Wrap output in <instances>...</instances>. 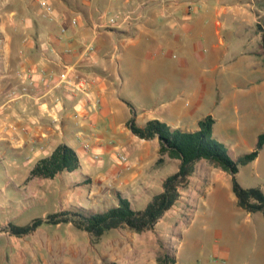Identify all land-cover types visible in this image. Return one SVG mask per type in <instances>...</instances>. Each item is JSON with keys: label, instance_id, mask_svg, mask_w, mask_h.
I'll return each mask as SVG.
<instances>
[{"label": "crops", "instance_id": "crops-1", "mask_svg": "<svg viewBox=\"0 0 264 264\" xmlns=\"http://www.w3.org/2000/svg\"><path fill=\"white\" fill-rule=\"evenodd\" d=\"M37 1L0 0L1 215H17L25 209L20 208L19 200L24 193H40L36 185L43 187L44 194L49 192L51 183L67 177L93 184L98 191L107 185L117 188L121 184H129L132 189L135 175L116 180L114 176L121 168L109 164L119 165L116 152L121 147L137 150L136 142L144 141L126 127L131 114L137 126L157 120L171 130L182 131L195 130L198 120L210 116L215 118L212 133L217 132L214 113L200 112L206 84H202L201 93L194 99L196 81L189 78L193 69L187 62L194 53L203 57L205 50L197 51L199 40L210 43L212 49L222 43L218 17L228 5L220 0L218 6L208 0H52L49 20L42 16ZM251 1L244 0V4ZM127 11L138 14L128 24L116 29L93 26L95 22L106 25V15L120 19ZM71 20L76 21L74 26ZM173 51H181V57H175ZM63 67L75 80L88 82L87 94L69 95L50 89L55 78L49 81L46 74L60 72ZM21 73L30 75L33 85L25 96L7 101L6 91L25 83ZM233 99L230 102L236 109ZM94 100L98 107L92 110L89 106ZM188 100L191 107L186 106ZM144 142L148 146L138 158L155 159L159 152L157 140ZM82 143L89 144V151L83 150ZM59 144L76 153L79 168L52 179L28 178L34 163ZM92 154L99 155V161L93 162ZM165 176L158 178L153 193L148 188L142 196L150 198L159 192ZM144 177L149 185L151 175ZM53 213L56 212L50 214ZM256 215L245 212L244 220L256 221L254 232L258 228L264 231V224ZM7 224L23 226L6 218L0 223V232H7ZM217 234L221 235V230ZM224 255L229 258V252ZM128 259L131 263L136 258Z\"/></svg>", "mask_w": 264, "mask_h": 264}, {"label": "rangeland", "instance_id": "rangeland-1", "mask_svg": "<svg viewBox=\"0 0 264 264\" xmlns=\"http://www.w3.org/2000/svg\"><path fill=\"white\" fill-rule=\"evenodd\" d=\"M46 1L51 4L52 0ZM220 1L229 6L218 17L222 43L212 49L210 43L199 40L197 51L204 49L203 57L194 53L187 64L193 69L189 78L192 76L196 81L194 99L201 93L202 84H206L200 112H213L216 116L217 132L211 137L235 162L253 150L257 135L264 133V54L259 46L258 29L261 27L264 33V0H248L251 4H244V0ZM220 1L208 0L217 6ZM172 53L181 57V51ZM232 97L236 109L230 102ZM222 100H226L223 106ZM191 103L188 100L186 106L191 107ZM136 145L137 150L123 149L125 167L109 163L121 168V174L114 176L116 180L135 175L132 189L129 184H121L118 189L107 185L98 191L93 184L67 177L51 183L47 193L42 194L43 187L38 185L35 189L40 193H24L19 205L25 209L17 215L0 214V223L9 218L25 225L51 212L77 207L102 210L115 203L114 191L127 198L133 208L143 209L149 198L142 193L148 188L153 193L158 178L176 171L177 163L159 152L155 159L148 157L142 161L138 157L148 145L144 141ZM145 174L151 175L149 185L145 183ZM221 175L209 163L197 162L187 179V188L181 191L179 200L156 223L153 231L135 234L127 229L110 230L96 242L70 224L42 225L20 238L0 232V264H156L160 247L174 255L175 264H264V231L258 228L254 232L256 221L244 220L245 211L237 207L231 192L230 175ZM235 180L242 188H259L264 193V146L255 160L237 167ZM256 213L259 222L264 224L261 214ZM218 230L221 235L217 234ZM226 251L229 258L224 255ZM128 258L136 259L128 263Z\"/></svg>", "mask_w": 264, "mask_h": 264}, {"label": "trees", "instance_id": "trees-1", "mask_svg": "<svg viewBox=\"0 0 264 264\" xmlns=\"http://www.w3.org/2000/svg\"><path fill=\"white\" fill-rule=\"evenodd\" d=\"M258 29L261 32L259 46L264 54V33L261 27L258 26ZM212 125L213 119L210 116L198 120L197 128L192 131L171 130L157 120L146 121L142 126H137L132 119L128 120L126 127L132 135L144 141L156 139L159 154L177 162L176 171L162 179L161 190L149 198L143 209L133 208L127 198L114 191L115 203L102 210L77 207L48 214L44 218H35L23 226L7 224L6 231L20 238L42 225L70 224L76 230L88 234L93 242L98 241L110 230L127 229L135 234L153 231L156 223L179 200L181 191L187 188V179L193 174L195 164L199 161H205L230 175L231 192L237 207L250 214L258 212L264 220V193L259 188H242L235 180L237 167L256 159L264 146V133L257 135L253 150L239 156L234 162L212 139ZM78 168L76 153L65 144H59L48 156L34 163L28 178L52 179L59 173H71ZM174 262V255L160 247L155 256V263Z\"/></svg>", "mask_w": 264, "mask_h": 264}, {"label": "built area", "instance_id": "built-area-1", "mask_svg": "<svg viewBox=\"0 0 264 264\" xmlns=\"http://www.w3.org/2000/svg\"><path fill=\"white\" fill-rule=\"evenodd\" d=\"M37 5L39 9L41 10L42 16L51 20L52 13H53V9L51 5L46 0H38ZM137 16L138 14H136V12L134 11L124 12L121 15L120 19H118L116 15H106L105 17L106 25H101L100 23L95 22L93 26L95 29L105 28V27L116 29L120 25L128 24L132 20V18L137 17ZM70 23L71 25L74 26L76 24V21L71 20ZM21 77L24 78L25 83L20 84V85H14L11 88H9L5 93V97L7 101L17 100L21 98L22 96H25L26 94H28L29 88L33 85L31 76L26 73H21L20 78ZM53 77L55 78V81L52 83L50 87L51 90H54V89L63 90L69 95H74L77 93L87 94L88 82L84 80H75L72 76L69 75V70L66 67H63L60 72H56V73L53 71H49L46 74L45 79L51 81ZM55 100L58 101V99H55ZM89 107L92 110L96 109L98 107V101L94 100V102ZM82 148L85 151H89L90 146L87 143H82ZM90 157L93 162L99 161V155L97 154H92L90 155ZM116 160L119 165H124L125 167L126 156L123 153V149L117 150Z\"/></svg>", "mask_w": 264, "mask_h": 264}]
</instances>
